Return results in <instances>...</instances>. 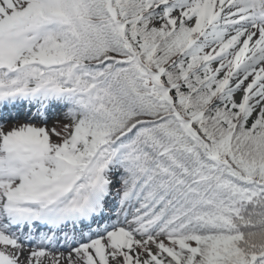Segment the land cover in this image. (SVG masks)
Returning a JSON list of instances; mask_svg holds the SVG:
<instances>
[{
  "label": "snow or ice",
  "instance_id": "1",
  "mask_svg": "<svg viewBox=\"0 0 264 264\" xmlns=\"http://www.w3.org/2000/svg\"><path fill=\"white\" fill-rule=\"evenodd\" d=\"M0 264H264V0H0Z\"/></svg>",
  "mask_w": 264,
  "mask_h": 264
}]
</instances>
